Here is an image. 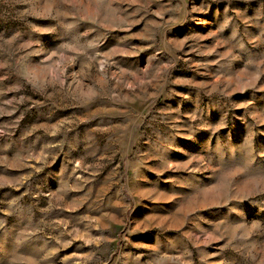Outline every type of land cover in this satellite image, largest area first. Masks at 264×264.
Returning a JSON list of instances; mask_svg holds the SVG:
<instances>
[{
  "label": "rangeland",
  "instance_id": "rangeland-1",
  "mask_svg": "<svg viewBox=\"0 0 264 264\" xmlns=\"http://www.w3.org/2000/svg\"><path fill=\"white\" fill-rule=\"evenodd\" d=\"M0 264H264V0H0Z\"/></svg>",
  "mask_w": 264,
  "mask_h": 264
}]
</instances>
